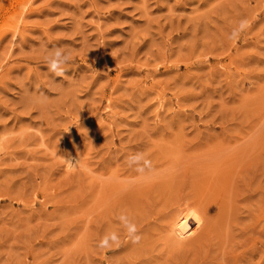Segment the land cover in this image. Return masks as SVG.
<instances>
[{
    "label": "rangeland",
    "instance_id": "1",
    "mask_svg": "<svg viewBox=\"0 0 264 264\" xmlns=\"http://www.w3.org/2000/svg\"><path fill=\"white\" fill-rule=\"evenodd\" d=\"M0 264H264V0H0Z\"/></svg>",
    "mask_w": 264,
    "mask_h": 264
},
{
    "label": "clouds",
    "instance_id": "2",
    "mask_svg": "<svg viewBox=\"0 0 264 264\" xmlns=\"http://www.w3.org/2000/svg\"><path fill=\"white\" fill-rule=\"evenodd\" d=\"M246 27V22L241 21L239 28L233 30L231 38H238L240 33ZM69 55L62 48L56 47L50 50L49 55L46 57V64L49 70L56 75H63L66 70V65L69 63Z\"/></svg>",
    "mask_w": 264,
    "mask_h": 264
},
{
    "label": "bare ground",
    "instance_id": "3",
    "mask_svg": "<svg viewBox=\"0 0 264 264\" xmlns=\"http://www.w3.org/2000/svg\"><path fill=\"white\" fill-rule=\"evenodd\" d=\"M77 159H78V158H77ZM71 160H72V159H71ZM71 160H68V162H66V163H68V166H69V167H71V166L73 165V164H72L73 162H72ZM68 169H69V168H68ZM186 216H187V215H186ZM188 216H189V215H188ZM195 219H196V218H195Z\"/></svg>",
    "mask_w": 264,
    "mask_h": 264
}]
</instances>
